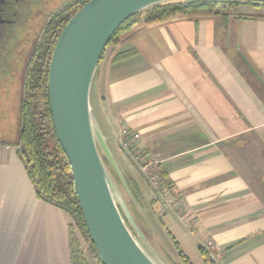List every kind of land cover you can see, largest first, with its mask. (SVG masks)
<instances>
[{
    "label": "crops",
    "instance_id": "crops-1",
    "mask_svg": "<svg viewBox=\"0 0 264 264\" xmlns=\"http://www.w3.org/2000/svg\"><path fill=\"white\" fill-rule=\"evenodd\" d=\"M263 12L229 6L150 26L140 15L93 81L107 144L114 127L138 135L146 176L214 264H264ZM71 233L70 215L36 196L17 147L1 146L0 264H70Z\"/></svg>",
    "mask_w": 264,
    "mask_h": 264
},
{
    "label": "water",
    "instance_id": "water-1",
    "mask_svg": "<svg viewBox=\"0 0 264 264\" xmlns=\"http://www.w3.org/2000/svg\"><path fill=\"white\" fill-rule=\"evenodd\" d=\"M172 1L177 0L82 2L61 30L50 56L47 90L55 136L69 162L84 225L101 264L158 263L132 218L127 200L133 202V197L92 115L91 85L102 53L119 26L148 8Z\"/></svg>",
    "mask_w": 264,
    "mask_h": 264
},
{
    "label": "trees",
    "instance_id": "trees-1",
    "mask_svg": "<svg viewBox=\"0 0 264 264\" xmlns=\"http://www.w3.org/2000/svg\"><path fill=\"white\" fill-rule=\"evenodd\" d=\"M87 1L89 0H82V2ZM82 2H72L65 18L61 20L59 25L56 23L55 35L47 54V66L43 71L44 77L39 82L37 93H33V95L28 93L24 103L17 154L23 162L27 176L34 186L36 196L40 200L62 209L70 215L80 229L82 236L89 242L91 256L95 264H101L84 225L73 186L69 162L55 136L47 90L48 66L52 49L61 30L80 8ZM238 5H244L249 8H264V3L237 0H177L167 2L148 8L127 19L113 33L107 46L116 42L119 33L134 25L138 21V15L144 14V23L150 26L175 19L222 14L229 6ZM130 55L131 52L118 53L110 61L111 63H115ZM198 250L203 264H214L209 254L203 248L200 247ZM69 253L70 264H90L75 241H70ZM178 256L182 264H190L183 252L179 251Z\"/></svg>",
    "mask_w": 264,
    "mask_h": 264
},
{
    "label": "flooded vegetation",
    "instance_id": "flooded-vegetation-1",
    "mask_svg": "<svg viewBox=\"0 0 264 264\" xmlns=\"http://www.w3.org/2000/svg\"><path fill=\"white\" fill-rule=\"evenodd\" d=\"M74 1L0 0V147L19 144L26 97L37 93L56 23Z\"/></svg>",
    "mask_w": 264,
    "mask_h": 264
},
{
    "label": "rangeland",
    "instance_id": "rangeland-1",
    "mask_svg": "<svg viewBox=\"0 0 264 264\" xmlns=\"http://www.w3.org/2000/svg\"><path fill=\"white\" fill-rule=\"evenodd\" d=\"M259 9L261 11L264 10L262 7ZM142 15L144 16V14ZM137 18H140V15ZM89 103L92 115L100 131L107 135L110 131H108V125L105 119L98 112L97 94L93 85H91L90 89ZM113 132L111 133V139L108 141V146L118 170L126 183L127 189L133 197V202H130L126 198L128 207L135 224L151 248L149 251L152 258L158 264H182L178 256L179 251H181L190 264H203L197 251L201 241H203L200 237L201 234L197 233L195 228L190 227L187 222L179 221L173 214L171 208L161 203V198L157 194L158 188L153 186L154 183L152 184L147 179L149 173H147V177L145 172L140 171L141 165H137L127 155L131 150L133 153H136L133 147L129 153L125 152V155L119 145L121 138L115 135V127ZM106 168L111 178L115 180L108 164H106ZM121 191L124 195V191ZM124 197L126 196L124 195ZM71 223L72 241H75L88 262L95 264L91 256L89 242L82 236L80 229L72 218Z\"/></svg>",
    "mask_w": 264,
    "mask_h": 264
},
{
    "label": "built area",
    "instance_id": "built-area-1",
    "mask_svg": "<svg viewBox=\"0 0 264 264\" xmlns=\"http://www.w3.org/2000/svg\"><path fill=\"white\" fill-rule=\"evenodd\" d=\"M75 1L82 2V0H75ZM119 134L121 137V141L119 142L121 149L129 153L130 149H132V141L137 139L138 135L131 134L126 128L120 129ZM128 155L131 157V159L134 162L137 163V165L140 164V157L137 153H133L131 150V152ZM140 169L142 172H144L143 167L140 166ZM147 179L152 184L154 183L153 186H156L158 188L157 194H158V197L161 198V201H162L161 203L165 205L166 207L172 206V204H174L173 197L167 194L164 190L160 189L158 179L155 176H149ZM181 219H183V217H181ZM205 247L211 248L212 247L211 241L206 242Z\"/></svg>",
    "mask_w": 264,
    "mask_h": 264
}]
</instances>
